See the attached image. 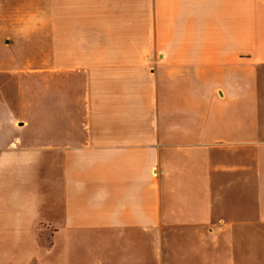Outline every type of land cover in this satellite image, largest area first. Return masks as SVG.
Wrapping results in <instances>:
<instances>
[{
    "label": "crops",
    "instance_id": "obj_1",
    "mask_svg": "<svg viewBox=\"0 0 264 264\" xmlns=\"http://www.w3.org/2000/svg\"><path fill=\"white\" fill-rule=\"evenodd\" d=\"M0 81V264H264V0H0Z\"/></svg>",
    "mask_w": 264,
    "mask_h": 264
},
{
    "label": "rangeland",
    "instance_id": "obj_2",
    "mask_svg": "<svg viewBox=\"0 0 264 264\" xmlns=\"http://www.w3.org/2000/svg\"><path fill=\"white\" fill-rule=\"evenodd\" d=\"M2 83L0 81V93H13V95H11L12 99H15V93H19L20 91V86L21 84L23 83H20V82H16V83H9V82H6V85L7 87H2ZM31 84V90L32 92L34 93V91L37 90V83L35 82H31L29 83ZM50 85V82L48 83ZM2 87V88H1ZM45 88L46 89H49L50 87H48L45 83ZM257 110L259 109V115L255 116L257 112L255 113H251L250 111L248 113H244V109H243V104L241 102H237L236 106L235 107H230L228 110H226V115L227 117L226 120L228 121V123H238V124H242V127H246L247 125L251 124L253 121H257L258 120V117L261 121H264V103H260L259 104V108L258 106L253 108ZM256 110V111H257ZM237 124V125H238ZM235 139H236V142L234 145V153L235 155H241V154H245L246 157L248 158V161L249 163H251L254 168H258L259 170V161H258V167H257V164L254 163V160H256L255 158V154L258 153V156L261 155V150L263 151L264 150V145H262L261 147L259 146L258 143H260V138L257 136V135H254V131H248V130H241V131H236V135H235ZM0 171L2 172V169L0 168ZM255 174V173H254ZM1 177H0V212H1V209L3 208V203H4V187H6L4 185V180H3V177H2V174H0ZM46 182H49L50 183V179H45V188H49L50 189V186L47 185ZM257 182H253L252 183V187H251V191L252 193L250 194V199H248V195H246L245 198H243V195H234L232 198H230L229 201H233V202H236V203H240L242 201H244V199L246 200V202H248V205H251L252 207H254L256 204L255 202L258 201L257 199V195L255 194V189H256V186H257ZM17 188L16 185H9L8 189L9 190H13ZM48 190V189H47ZM256 213H255V209H252V216H255ZM2 216V215H1ZM260 231V227L258 226H252L251 227V233L252 234H257L259 233ZM52 243H44V250L47 251L48 249H54V245L53 247L51 246ZM66 249V247H64L62 250Z\"/></svg>",
    "mask_w": 264,
    "mask_h": 264
}]
</instances>
